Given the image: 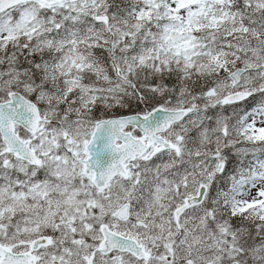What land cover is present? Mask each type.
<instances>
[{
	"label": "snow or ice",
	"instance_id": "obj_1",
	"mask_svg": "<svg viewBox=\"0 0 264 264\" xmlns=\"http://www.w3.org/2000/svg\"><path fill=\"white\" fill-rule=\"evenodd\" d=\"M0 264H264V0H0Z\"/></svg>",
	"mask_w": 264,
	"mask_h": 264
}]
</instances>
